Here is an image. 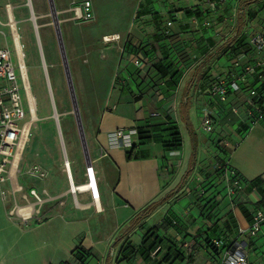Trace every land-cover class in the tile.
<instances>
[{
	"label": "crops",
	"instance_id": "crops-1",
	"mask_svg": "<svg viewBox=\"0 0 264 264\" xmlns=\"http://www.w3.org/2000/svg\"><path fill=\"white\" fill-rule=\"evenodd\" d=\"M263 2L138 0L132 21L119 29V40L111 43L121 47V52L92 138L94 150L99 149L102 154V158L94 162L93 189L73 193L67 180L68 191L75 195L73 204L69 198L67 200L72 213H75L73 205L88 211L94 209L109 216L114 224L110 237L113 241L108 242V237L93 239L85 235L82 247L87 257L84 264H140L135 258L118 261L122 244L118 241L113 245V242L123 235L121 239L140 245L143 231L152 227H156L157 235L170 237L178 243L182 239L193 243V256H197L193 261L183 259V264H211L213 258L218 264L225 245L234 240H243L249 250L263 255L264 228L254 239L248 238L246 232L251 219L249 213L255 208H264L261 200L264 194L258 188L245 185L246 201L242 206L248 216L244 215L233 197L226 195L228 181L222 172L215 170L214 159L218 155L227 161L230 170L248 182L258 178L264 180V123L251 125L243 131L237 118L229 112V106L241 97H231L228 104H221L209 102L206 94L208 85L216 77L234 73L235 61L244 63L251 54L246 40L264 26ZM36 40L39 47L38 38ZM0 45L5 44L0 40ZM12 47L13 44L9 48ZM134 59L139 60L138 65L134 64ZM34 105L36 113L35 99ZM204 111L213 117L212 133L204 131L200 124ZM169 122H174L179 130L181 142L177 149L167 150L152 138L158 134L156 130L151 131L153 126ZM129 127L142 128L151 138L140 141L136 134L131 146L111 147L108 134ZM218 141L225 149L216 147ZM133 147L135 156L128 160L126 153ZM193 148L195 159L191 164ZM17 168L11 169L10 181L0 184L3 192L2 186L10 193L20 191ZM187 169L190 173L180 183ZM204 182L207 183L205 196H214L217 200L208 217L201 214L206 199L200 198L196 191ZM32 189L41 198L40 202L29 193ZM87 192L92 199L81 205L76 197L78 194L87 197ZM25 196L32 201L28 200L17 209L25 208L29 215L24 221L14 213L16 217L11 224H28L37 206L46 200L43 192L35 188H28ZM159 200L163 202L129 231L130 221ZM71 211L65 214L66 219L51 215L46 221L45 229L49 227L46 240L38 227L29 230L12 227L11 231L0 235L3 239L0 241V264L75 263L71 255L75 236L69 239L66 232L71 227ZM88 211L85 212L88 214ZM61 219L66 225L61 226ZM52 238L56 241L52 242ZM213 240L220 242V247L213 246L218 249V256L211 253ZM250 241L256 246H250ZM248 260L250 264H258L256 259L248 257ZM259 263L264 264V258Z\"/></svg>",
	"mask_w": 264,
	"mask_h": 264
},
{
	"label": "rangeland",
	"instance_id": "rangeland-1",
	"mask_svg": "<svg viewBox=\"0 0 264 264\" xmlns=\"http://www.w3.org/2000/svg\"><path fill=\"white\" fill-rule=\"evenodd\" d=\"M86 2L90 4L91 16L76 14ZM137 2L138 0H0L1 43L9 47L12 44L23 45L30 93L36 102L29 141L16 170L17 185L21 189L10 193L6 186H2L5 192L0 188L1 236L11 231L12 227L16 230L38 227L43 231L46 240L49 227L45 229V226L51 215L66 219L67 213L72 209L75 195L68 191L63 167L65 157L69 158L75 183L89 179L87 168L96 172L94 162L95 159L102 158V154L99 149L94 150L95 143L92 138L99 113L110 93L111 81L121 52V47L111 44L113 41L105 42L103 38L115 34L118 35L116 40H119V29L132 21ZM6 5H9V16ZM261 19H264V15ZM259 29L256 32H264V26ZM36 38L39 40V47ZM27 119L26 114L24 120ZM202 132L207 138V133L203 130ZM216 147L225 149L219 141L216 142ZM222 161L216 155V171L221 172L216 168ZM35 165L40 167L42 176L31 175ZM206 184L204 182L201 185L204 190L207 189ZM28 188L42 191L46 200L37 206L35 216L28 224H11V220L16 217L11 211L28 200L32 201L25 196ZM196 191L200 198L205 197L206 191L203 195L199 194L198 188ZM87 194V197L78 194L77 202L81 205L88 203L92 195L90 192ZM68 198L70 206L67 205ZM235 202L237 204L242 201L235 199ZM73 207L75 213L71 211L69 215L71 227L66 231L69 239L75 236L71 255L83 248L85 235L93 239L108 237V242L113 241L110 237L114 224L109 216L102 212L97 213L94 209L88 211L77 205ZM85 211H88L90 216ZM227 215L228 220H231L230 213L227 212ZM62 219L61 226L66 225ZM145 236L140 245H132L141 249H134L128 261L135 258L139 259L140 264H183V259L187 262L193 261L197 256L187 255L182 251L180 242L170 237L155 235L152 229H149ZM51 240L56 241L55 238ZM0 241L3 242V239ZM119 242L128 247L131 244L127 239H120ZM258 242L260 243V240ZM253 245L256 246L250 241V246ZM210 247L212 255L218 256V249L213 245ZM246 253L249 258L256 259L260 264L263 255H259L256 250L253 253L249 247H246ZM80 256L84 259L83 254ZM210 261L211 264H216L214 258ZM73 264L82 263L76 260Z\"/></svg>",
	"mask_w": 264,
	"mask_h": 264
},
{
	"label": "built area",
	"instance_id": "built-area-1",
	"mask_svg": "<svg viewBox=\"0 0 264 264\" xmlns=\"http://www.w3.org/2000/svg\"><path fill=\"white\" fill-rule=\"evenodd\" d=\"M8 6L6 5V11L9 16ZM76 14L90 17L89 2L79 8ZM9 24H11L10 20ZM169 24L170 22L167 23ZM9 27L11 29L12 24ZM246 42L251 49L247 60L244 63L236 60L235 72L216 77L206 90L209 102L228 104L231 97H241L236 104L229 106V112L237 118L240 128L242 125L248 128L254 124L264 123V32L252 33ZM13 45V48L0 45V80L2 81L0 84V184L10 181L11 169H16L18 166L22 152L29 141L30 129L35 119L34 98L29 90L23 45L20 43L19 46ZM133 62L135 65L139 64L138 59H134ZM26 114L28 119L24 120ZM153 115H159V113ZM201 125L202 129L208 133L214 131V120L208 111H204ZM136 134L135 127L118 128L108 134L109 144L111 147H129ZM216 169L221 170L222 175L228 181L226 195L233 197L234 200L245 202L243 178L230 170L225 160L217 164ZM31 175L39 177L43 175V172L39 166L35 165L32 167ZM198 190L200 195L205 194L201 186ZM29 193L35 201H41L35 190L32 189ZM261 200L264 201V197ZM11 212L24 221L29 215L25 208H16ZM251 212L246 234L248 238L254 239L257 238L264 225V208H255ZM212 245L220 247L219 240H213ZM180 246L187 255H193L195 252L193 243L189 240L182 239ZM218 264H250L244 241L228 242Z\"/></svg>",
	"mask_w": 264,
	"mask_h": 264
},
{
	"label": "trees",
	"instance_id": "trees-1",
	"mask_svg": "<svg viewBox=\"0 0 264 264\" xmlns=\"http://www.w3.org/2000/svg\"><path fill=\"white\" fill-rule=\"evenodd\" d=\"M137 129V137L140 141H144L147 139L151 138V135L149 132L144 131L142 128H136ZM242 129L243 131H245L247 129V127L245 125H242ZM158 131V134L154 135L152 138L155 142L157 143H161L165 149L167 150H171V149H177L180 146V142H181V137L179 134V130L177 125L174 122H169L168 124L164 125V126H153L151 131ZM134 147L126 153V158L128 160H130L133 156H135V152H134ZM195 159V150L193 148V151L191 153V157H190V162L191 164L194 162ZM190 173V169H187V171L185 172V175L181 178L180 183L184 182V180L186 179V177L189 175ZM245 182V185L250 188L255 187L256 189L258 188L259 191H263L264 194V180L262 179H255L253 181L248 182L247 180L243 179ZM263 182V183H262ZM262 194V195H263ZM205 204L201 210V214L204 217H208L210 215L211 210L215 207V205L217 204V200L215 199L214 196H205ZM163 202V200H159L157 202L151 203L149 206H147V208L141 212L138 213L137 216H135L129 224V231L135 226L137 225V223L140 221V219L145 216V215H149L157 205L161 204ZM238 206L241 207V211L243 212L244 215L248 216V211L246 209L243 208L242 206V202H238L237 203ZM252 213V212H251ZM251 213H249L250 218H251ZM171 223V222H170ZM152 229L153 231H155V235L157 230L156 227H152L149 228ZM149 229L144 230L143 232V238L145 239V235L147 234V232L149 231ZM123 237V235L118 236L117 238H115L113 245H116V243ZM143 240V239H142ZM133 244H130L129 247L122 245L121 249L119 251V260L118 261H126L130 258V254L135 250H140V247H134L132 246ZM182 249V248H181ZM183 251V249H182ZM184 252V251H183ZM80 253V254H79ZM81 254H83L84 259L81 258ZM72 256L79 261V263L84 264L85 263V259L87 257V253L83 250V248H79L77 251H75V254H72ZM82 260V261H81ZM66 264V263H64Z\"/></svg>",
	"mask_w": 264,
	"mask_h": 264
},
{
	"label": "bare ground",
	"instance_id": "bare-ground-1",
	"mask_svg": "<svg viewBox=\"0 0 264 264\" xmlns=\"http://www.w3.org/2000/svg\"><path fill=\"white\" fill-rule=\"evenodd\" d=\"M117 38H118V35L110 34V35H106L103 38V41H105V42L112 41V40H115ZM14 41L17 43V39L16 38H14ZM33 116H34V114H33ZM34 118H35V116H34ZM59 137H60V140H61L62 139L61 132H60V136ZM63 167H64V171H65L66 176H67V180H68L69 185H70V191L71 192L76 193V192L89 191V190L93 189V186H94L93 185V180L94 179H93L92 169L91 168H87V170H86L87 173L90 175L89 179L86 182L76 184L74 182V180H73V175H72V171H71V164H70V162H69V160L67 158L64 159ZM94 195H95V197L97 199L96 192H94Z\"/></svg>",
	"mask_w": 264,
	"mask_h": 264
}]
</instances>
